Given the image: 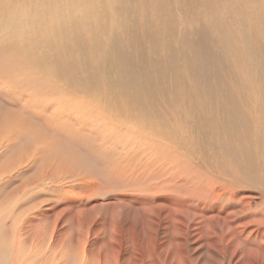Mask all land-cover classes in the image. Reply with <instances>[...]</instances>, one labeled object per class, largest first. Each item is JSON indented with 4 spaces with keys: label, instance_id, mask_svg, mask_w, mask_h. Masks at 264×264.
<instances>
[{
    "label": "rangeland",
    "instance_id": "obj_1",
    "mask_svg": "<svg viewBox=\"0 0 264 264\" xmlns=\"http://www.w3.org/2000/svg\"><path fill=\"white\" fill-rule=\"evenodd\" d=\"M94 1L97 3L92 5V12L87 14L86 18L77 12L78 19L76 23L81 32L84 31L86 22L94 25L102 21L103 16L99 15L101 11L99 1L93 0L92 3ZM111 1L118 3L117 5L114 4L117 11L114 13L110 12V15L113 14V19L116 14H120L124 19L125 27H130V25L137 26L141 23L140 33H142V27L145 23L148 27L144 30V34H148L147 31L150 24L172 25V30L166 29L168 33L163 32L159 34L161 36L160 39L155 38L156 40H154V44L158 50L164 53V57H166L165 53L168 54L169 51L179 50L183 47L179 43L184 40L175 41L172 37H168L172 31L179 35L183 30H187L188 35L190 30L200 24V21H204L206 17L212 18L211 16L205 17L204 13L200 12V7L203 8V6L196 3L195 0H161L162 3H165L162 11H155L158 0H145V2L137 0L135 3V5L137 4V8H135L137 10L136 15L134 14L136 16L135 19L132 17L129 19V15L124 13L126 7H121L123 6V0ZM167 1H169V5L166 4ZM53 2L51 0V3ZM218 5L226 10L223 16L228 17L230 13L227 11V0H219ZM242 5L246 7L244 2H242ZM66 9L62 10L65 11ZM93 10H97L98 13H94ZM141 10L142 12H140ZM216 10L218 11V8ZM0 12L4 13L8 18V23H13L11 14L4 5V0H0ZM105 14L108 15L109 12L105 11ZM231 15L235 16V14ZM186 16L190 17V19H187L188 17ZM136 20L138 22L137 25L134 24ZM48 22V19L44 17L41 23H29L26 28L27 22L25 30L15 33L18 39L13 43L35 47L37 53L45 56L49 52L48 39L61 42L59 36L52 34ZM108 23L111 24V20ZM42 24L45 25L43 26ZM227 25L229 28L231 27L232 31L236 30L235 25H230L229 23ZM39 28L44 30L40 29L41 33H39ZM47 34L50 38H47ZM144 34L142 36L145 41L150 42ZM191 39L194 45L201 49L204 58L210 57L209 59H211L216 54L218 55L220 51L224 52L220 43L210 44L208 45L210 48H206L202 42L195 43V37L189 38L188 45H191L189 44ZM6 41L11 42L12 40L0 38V246L3 244L6 251L10 254L12 252V258L9 257V262H12V264L20 262L21 264L30 257V261H26L27 264H53L55 258L59 260L57 263L60 264H84L83 257L87 255L89 259V261L86 260L87 264H97V262L99 264L109 262L116 264L118 259V261H122L121 264H130L126 256L134 248L135 254L138 249L139 264H167L164 258L170 248H162L161 245L175 244L174 241L168 238L172 231H168V229L173 226L175 219L173 217L169 218L171 208H167L169 206L167 201L157 200V198L163 197L161 194L164 191L160 190V192L159 188H157L152 193L151 191L148 192L152 186L157 185L154 184L157 181L153 180L155 179L153 177L155 174L153 173L150 174L153 176H148L152 177V180L146 179L147 175L145 177V175L141 174V177H145L146 181L150 180L148 181L149 184L146 181L144 182L141 177L135 175L137 172H134V176L130 173L129 175H131L132 179L130 176L129 178L131 182L135 183L130 185L129 178L126 180L125 177H122L124 173L120 172V169L129 162V159H126L127 156L121 155V151L113 146L116 142L117 144H122L126 140L137 139L134 130L129 132L131 123L125 122L119 112L109 113L108 108L105 110L108 97L105 95L106 101H103L102 95L94 86L85 83L86 81L74 82V86H72L68 83L60 82L58 79L57 81L55 76L50 77L39 73L31 65H26L24 62V64L20 61L19 63H12L13 60L9 57L12 50H4ZM233 45L238 47L239 43L234 40ZM56 47L61 49L63 46L58 44ZM155 51L157 50L155 49ZM154 52L151 51L150 53L153 54ZM52 55L51 53L48 54L49 57H52ZM249 59L251 57L248 54L246 58H243L246 66H248L247 61ZM252 61L257 62L258 58H253ZM209 63L210 67L208 70L213 69L214 71V64ZM223 64L222 68L227 66L228 61L223 62ZM243 67L244 63L240 65L241 69L233 66L231 69L226 70V73L225 71L220 72L226 74L224 75L227 78L228 85H230L229 87L233 86L236 80L243 77L245 74V68L243 69ZM170 68L174 72L180 70V78L174 76L172 78L169 72L158 73V76L153 77L154 82L166 80L167 82L169 81V85L167 86V91H165L163 84H160L163 88H156L154 97L152 96L149 102V105L153 107L147 109V112L143 110L141 117L148 120L147 118L151 110H153L155 111L154 114H160L159 117L162 120H166L174 127V122L177 123V121L171 117L170 113L173 114L177 109L182 110V112H190L192 110V120H197L199 115L194 107L196 101L193 96L195 95L194 92L204 98L207 91H212L209 95L214 98L217 94L215 90L219 89V87L214 86L215 81L213 79H202L203 81L199 79L200 73L196 72L200 69H197L196 72L190 71V73L184 74L183 70L185 69L183 68L178 69L175 66ZM235 70H237V74L232 77L231 73ZM69 72L74 75L73 70H69ZM80 72L85 74L83 69ZM82 74L79 75L80 78ZM181 78L188 82L187 86L189 87L179 88L173 85L175 79ZM225 80L222 79L224 82ZM177 83L180 82L177 81ZM196 86H198V89L194 90ZM209 86H214L215 88L209 90ZM234 86L236 87V85ZM181 89L182 91H180ZM187 92H191V94ZM205 92L206 94L204 95L203 93ZM146 96H149V94L144 95L142 98H146ZM82 103L84 104L83 106ZM84 106L85 108H83ZM238 107L240 108L239 110L246 108L245 105H241V102ZM127 108L130 114L134 106L127 105ZM136 113L139 114V110ZM126 114L123 113L124 116ZM247 114L251 119L255 115L254 112H248ZM139 115L132 117L136 118ZM194 123L198 122L195 121ZM260 124L262 125V123L257 125L255 123L256 131L253 129V132L261 129ZM158 132L159 134H156L154 130L151 133L146 132L140 138L145 142L141 146L144 148L142 156L145 159H147L144 156L145 153L150 158L154 154L152 155L154 158L155 155L158 156L159 152L161 156L166 154L169 156L178 155L183 157L184 161V157H186L188 168L197 165L208 172L210 170H219L217 164L216 167L214 166V163L217 162L214 158L219 156V154V157L222 156L225 146L223 147L221 143L215 144V147L212 146L210 144L211 140L208 138L211 133L201 135L191 132V137H193L190 143L180 145L173 143L177 140H168L161 133L160 128H158ZM112 134L115 135L113 136ZM213 134L217 135L216 133ZM223 134L220 131L217 138H221ZM257 135L260 136L259 144H263L262 132H258ZM108 136L110 137L108 138ZM233 139L231 137V141ZM216 150H219L217 151L218 153ZM212 156L215 157L212 158ZM132 157L131 168L135 170L137 169L136 165L141 162V157L137 155ZM257 162L261 166L258 168V171L260 170L259 174L263 175L264 157H257ZM168 173L171 174L173 171ZM135 176L139 177V180L136 181L135 179L137 178ZM132 187L134 188L132 189ZM144 187L147 191H144ZM121 199L122 201H120ZM249 202H252L254 206L253 213H263L264 198L261 199L260 196L254 197L249 199ZM166 203L167 206L165 205ZM183 212L181 219L188 225L186 229H188L189 242L195 254L200 255L201 264H229V260L221 259L218 256H214V254L212 256L218 259V262L212 263L209 259L204 261L206 257L205 251L211 254L207 250L209 242L205 236L208 232L210 235L212 232L220 235H229L230 232H233L232 228L236 230L239 228L238 223H248L264 229V224H252L248 219H244L243 214L242 218H240L235 215L213 213L214 215L210 217V220V218L203 217L199 211L197 214L196 210L188 209ZM157 215L160 216L157 217ZM179 221L177 220L176 222L179 223ZM197 222L199 226L196 224ZM180 224L182 225L181 221ZM113 226L118 227L120 230L119 236L115 234V237L121 242L119 245L123 249L122 256L119 258L113 250V244L108 239L109 233L114 228ZM153 230L157 234L151 238ZM153 240L157 243L155 248ZM243 240L245 242L235 247L242 254L241 258L246 259L245 256L248 255L263 263L264 246L262 247L261 245L264 241L261 240L257 243V241L248 238V236L244 237ZM173 248L178 252L176 246ZM1 250L0 247V252ZM102 254L103 257H101ZM225 254L228 258L230 256L234 257L232 248L226 249ZM234 258L236 263L243 261H240L237 256ZM136 260L137 256L134 261Z\"/></svg>",
    "mask_w": 264,
    "mask_h": 264
},
{
    "label": "bare ground",
    "instance_id": "obj_2",
    "mask_svg": "<svg viewBox=\"0 0 264 264\" xmlns=\"http://www.w3.org/2000/svg\"><path fill=\"white\" fill-rule=\"evenodd\" d=\"M52 1L54 2L51 3V0H4V5L9 10L13 20V23H8V18L4 13L0 12V38L12 40L11 42L6 41L7 43L4 50H12L9 55L10 59L13 60L12 63H19V61L21 63L24 62L26 65H31L39 73L50 77L55 76V79H58L60 82L62 81L74 86V82L86 81L85 83L94 86L102 95L101 98L103 101H106L105 95L108 97L105 110L108 108L109 113L119 112L125 122L131 123L129 132L134 130L137 139L126 140L122 144H117L116 142L113 146L121 151V155L127 156L126 159H129V162L124 164L120 169V172L124 173V175H122L123 178L125 177L127 180L130 176L132 179L129 174L132 173L133 175L134 172H137L135 175L139 177L142 175L146 177L147 175L146 179H151L152 177L150 178L148 176L153 173L155 175L150 176L155 178L153 180L157 182L154 184L157 185L152 186L148 192L151 191L152 193V191H155L157 188H159V191H164V193L161 194L163 196L162 198H156L163 202L167 201L169 206H167V203L165 205L167 208H171H169L171 210L169 218L173 217L175 219L173 226L168 229V231L172 230L168 238L174 241L175 244L161 245L162 248H170L167 252V256L164 258L165 262L167 264H201L200 255L195 254L189 242L187 234L188 229H186L188 225L181 219L184 210H196L197 214L199 211V213H202L203 217L207 219L213 216V213H218L219 215L222 213L226 215H235L240 218H242L243 214L244 219H248L252 224H264V209L263 213L255 214L253 213L254 206L252 202H249V199L254 197L260 196L261 199L264 198V174H259L260 170L258 171V168L260 163H258L259 161L257 162V157H264V143L259 144L260 136L257 135L258 132H262V141L264 140V0H227V11L230 13L228 17L223 16L226 10L218 5L219 0L215 1V5L214 0H195L196 3L202 4L203 6V8L200 7V12H203L205 17L211 16L212 18L206 17L204 21H200L197 27L189 31V37L187 35V30H183L179 35L172 31L168 37H172L175 41L184 40L179 43L183 45V47L179 50L169 51L168 54L165 53L166 57L163 56L164 53L161 50L157 49L154 40H156L155 38H161L159 34L163 32L168 33L166 29L172 30V25L150 24L147 31L148 34H144V30L148 27L145 23L142 27V33H140L139 29H141V23L138 24V19L134 22L135 25L138 24L137 26L128 23L130 27H125L124 19L120 14H116L114 19L112 17L113 14L110 15V12L114 13L117 11L114 4L117 5L118 3H113L111 0H98L101 8L99 15L103 16L102 21L94 25L86 22L84 31L81 32L76 23L78 19L77 12L81 13L82 16L86 18L87 14L92 12V5H96L97 2L94 1L92 3L93 0ZM136 1L137 0H123V6L121 7H126L124 13L129 15V19L131 17L133 19L136 18ZM140 1L145 2V0ZM168 2L169 1L166 3L167 5H169ZM242 2L245 3L246 7L242 5ZM164 4L165 3H162L161 0H158L156 3L157 9L155 11L164 10ZM64 8L67 9L63 11L62 9ZM216 8H218V11ZM165 10L167 9L165 8ZM105 11L109 12V14L106 15ZM93 12L98 13L97 10H93ZM140 12H142V10ZM187 14L189 13L187 12ZM231 14H235V16ZM123 15L125 16V14ZM44 17L49 21L48 23L52 34L61 38V42L48 39L49 52H47L45 56L37 53L35 47L13 43L18 39L15 33L25 30V24L27 22L26 28L29 23H41ZM108 19L111 20V24L108 23ZM187 19H190V17ZM227 22L230 25L233 24L236 26V30H233L234 32L230 29L231 27L229 28ZM40 29L44 30L43 28H39V33H41ZM142 34L147 36V39L151 43L145 41ZM192 37H195V43L202 42L203 46L206 48H210L208 46L210 44L220 43L224 52L220 51L218 55L216 54V56H214L215 58H204L201 49H198L194 45L192 39L189 42L191 45H188V40ZM47 38H50V36L48 35ZM234 40L239 43L238 47L233 45ZM58 44H61L63 47L58 49V47H56ZM155 49L157 51H155ZM151 51L155 52L151 54ZM50 53L53 54L52 57L48 56ZM247 54L251 57V59L247 61L248 66H246L243 61V58H246ZM253 58H258V61L253 62ZM225 61H228V64L222 68L224 65L223 62ZM209 62L214 64L215 72L213 69L208 70L210 67ZM242 63H244L243 69L245 68V74L242 78L235 81L234 85H236V87L234 85L229 87L230 85H228L229 83L225 76L226 70L231 69L233 66L241 69L240 65ZM171 66H175L178 69H185L183 70L184 74L190 73V71L196 72L197 69H200L196 72L200 73L199 79H213L215 81L214 86L219 87V89L215 90L217 94L214 98L209 95L212 91H207V94L206 92L203 93L207 96L204 98L194 92L195 95L193 96L196 100L194 107L199 115L197 120H192V110L190 112H182V110L177 109L173 114L169 112L171 117L177 121V123L174 122V127L166 122V120H162L159 117L160 114H154L155 111L153 110H151L147 118L148 120L141 117L143 110L147 112V109L153 107L149 105V102L152 96L154 97L156 88H163L164 86L165 91H167V86L169 85V81L167 82L166 80L154 82L153 77L158 76V73L163 74L166 72H169L172 78L173 76L176 78L179 77L181 71L178 70L174 72L170 68ZM81 69L84 70L85 74L80 72ZM69 70H73L74 75L70 72L68 73ZM222 71H225V73H220ZM81 74L82 76L80 78L79 75ZM236 74L237 70L231 73V76L235 77ZM222 79H226L225 82L222 81ZM177 81L180 83H177ZM160 84H163V86ZM173 85L179 88L185 86L189 87L187 86L188 82L184 78L175 79ZM214 86H209V90L215 88ZM196 89H198V86L194 87V90ZM180 91H182V89ZM221 91L222 93H220ZM187 93L191 94V92ZM146 94H149V96L142 98ZM240 102L241 105L246 106L243 110H239L240 108L238 106ZM99 104L101 103L99 102ZM83 105L82 103V106ZM127 105L134 106L130 114ZM83 108H85V106ZM105 110L104 112H106ZM137 110H139V114L141 113L140 115L136 113ZM248 112H254L255 115H253L252 119L248 116ZM123 113L127 114L124 116ZM106 115L108 114L106 113ZM136 115H139V117H132ZM195 121L198 123H194ZM255 123L256 125L262 123V125L260 124L261 129L259 128L260 130L257 132H253V129L255 130L256 127ZM158 128H160L161 133L166 136L168 140H177L173 143L180 145L190 143L193 137H191L192 133L201 135L211 133L208 138H210V144L212 146L215 147V144L220 143L223 147L225 146V150L223 149L224 151L221 157H219L220 154L217 157L212 156V158L215 157L214 160L217 161H215L216 163H214V166L216 167L217 164L219 170H210V172H208L202 170V168L197 165L192 166V168L190 167V169L188 168L189 165L187 166L186 164V157H184V161L183 157H179L172 152L171 153L175 156L166 154L164 157L159 155L160 153L158 152V156L155 155L154 158L152 157L154 154L151 153L152 155L150 158L145 153L144 156L147 158L145 159L142 156L144 148L141 147L145 142L140 138L143 137L146 132L151 133L153 130L156 134H159ZM192 130L194 131L192 132ZM220 131L224 134L223 136L221 135V138H217ZM112 135L114 136L115 134ZM230 136L234 138L233 141H231ZM109 137L110 136H108V138ZM223 141H226L227 144ZM148 145L150 146L149 143ZM177 148L179 149V147ZM172 151L174 152V150ZM217 151L219 150H216V152ZM133 155L141 157V162L136 165L137 169L135 170H132L130 163L133 160ZM144 163L146 164L143 166ZM169 171H173V173L170 174L168 173ZM137 176L135 177L137 178ZM139 177L135 180H139ZM144 178L141 177L142 180ZM129 179L130 185L131 183L135 184ZM146 179H144V182ZM148 181H146L147 184H149ZM145 187L148 188L147 186ZM133 188L134 187H132V189ZM146 188L144 191H147ZM120 201H122V199ZM161 204L164 206L163 203ZM158 216L160 215H157V217ZM177 220H180L183 226L180 224V221L179 223L176 222ZM196 224L198 225V222ZM237 225L239 228L237 230L232 228L233 232H230L229 235H220L213 232L210 235L207 231L208 233L205 235L209 242L207 244V250L211 254L205 251L206 257L204 261L209 259L212 263L218 262L219 260L212 256V254H214V256H218L221 259L229 260V264L264 263L248 255L245 256L246 259L241 258L242 254L235 248L237 245L245 242L243 238L247 236L257 241V243L261 240L264 241V229L248 223H238ZM113 227L114 228L109 233L108 239L113 244V250L119 258L122 256L123 249L122 246L119 245L121 242L118 241L119 239L115 237V234L119 236L120 230L116 226ZM207 230L209 229L207 228ZM153 231L151 238L155 237L157 234L155 230ZM153 243L155 248L157 243L154 240ZM174 246L177 247L178 252L174 250ZM261 246L263 247L264 243ZM0 247L2 249L0 252V264H12V262H9V259L12 258V252L10 251V254L6 251L3 244ZM230 248H232L234 257L237 256L240 261L243 260L242 262L236 263L234 257H227L225 250ZM136 256V261L139 264L138 249L135 254V249L132 248L130 254L126 257L130 264H136L137 262L134 261ZM101 257H103V254ZM29 258L24 260L21 264H27L26 261H30ZM83 258L84 264H87L86 260L89 261L87 255ZM118 260H116V264H121L122 261ZM57 262H59V260L55 258L53 264H60ZM18 264H20V262ZM97 264H99V262H97ZM104 264L114 263L109 262Z\"/></svg>",
    "mask_w": 264,
    "mask_h": 264
}]
</instances>
